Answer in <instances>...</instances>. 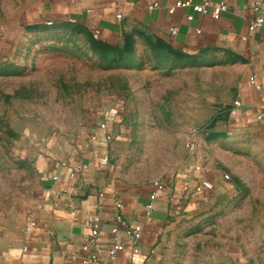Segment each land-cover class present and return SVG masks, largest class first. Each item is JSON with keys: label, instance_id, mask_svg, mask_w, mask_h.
<instances>
[{"label": "rangeland", "instance_id": "1", "mask_svg": "<svg viewBox=\"0 0 264 264\" xmlns=\"http://www.w3.org/2000/svg\"><path fill=\"white\" fill-rule=\"evenodd\" d=\"M43 3L0 0V223L20 218L49 137H78L115 112L107 154L124 183L175 188L197 166L213 185L212 201L178 206L184 264L226 253L264 264V137L225 119L231 58L178 53L139 25L106 46L87 27L40 21Z\"/></svg>", "mask_w": 264, "mask_h": 264}, {"label": "crops", "instance_id": "2", "mask_svg": "<svg viewBox=\"0 0 264 264\" xmlns=\"http://www.w3.org/2000/svg\"><path fill=\"white\" fill-rule=\"evenodd\" d=\"M186 1L44 0L38 19L45 24L72 22L98 30L99 38L110 45L120 43L127 27L139 25L187 56L212 51L227 54L234 62L229 68L236 75L228 90L226 101L231 106L224 112L225 119L233 127L253 129L264 137V27L249 30L255 17H264V0L258 12L253 9L254 0H211L228 6L218 17L193 10L205 0H191L192 5L176 8L178 2ZM172 28H177L176 35ZM250 78H255V85ZM235 102L240 106L236 108ZM259 115H263L261 120ZM117 120H109L107 131L99 128V122L96 128L85 127L78 137L55 134L36 151L31 191L20 218L12 225L0 223V264H132L134 244L122 234L118 238L111 234L117 214L130 223L143 224L140 264H184L178 223L185 215L180 217V201L187 199L190 210L215 195L200 185L203 177L195 169L182 176L175 188L171 186L158 201L157 210L146 217L151 185L133 188L124 183L110 155L109 164H99L108 152L106 134L112 133L115 139ZM184 179L190 182L187 192L182 190ZM117 203L123 205L120 210ZM90 215L97 216L101 224L95 242H91ZM118 242L124 243V250L113 252ZM208 261L251 263L242 254L227 253L220 259L210 256Z\"/></svg>", "mask_w": 264, "mask_h": 264}, {"label": "built area", "instance_id": "3", "mask_svg": "<svg viewBox=\"0 0 264 264\" xmlns=\"http://www.w3.org/2000/svg\"><path fill=\"white\" fill-rule=\"evenodd\" d=\"M262 0H254L253 3V9L255 11H259L261 8ZM191 0L186 1V2H178L176 4L177 7H183V6H188L192 5ZM155 6H151L150 9H154ZM174 9V8H173ZM172 9V10H173ZM193 10L198 13V14H208L212 12V14L215 17H218L222 12H225L228 10V6L226 3L221 2L219 4H213L211 0H205V2L202 5H195L193 6ZM174 11V10H173ZM118 18H121L119 15ZM191 20L192 18L189 17ZM48 26H51L53 23L52 22H47L46 23ZM264 27V17H255L253 21L251 22L249 26L250 31H255L259 28ZM171 33L173 35L177 34V28H172ZM96 37H99V31H95ZM250 81L253 85H255V78H250ZM256 88L259 90V87L256 86ZM236 108L240 106L239 102H235ZM235 113V110L233 111ZM263 115L258 116V120H261ZM109 120L114 121L116 120V113L115 112H109L108 114H105V120L101 121L99 124V128L103 131H107L108 129V122ZM106 140L108 142H111L114 140V135L110 132L106 134ZM188 149H195V144L193 143H188L187 144ZM110 163V156L108 154H105L102 156L99 160V164L101 165H107ZM83 169V168H81ZM196 170L200 173V168H196ZM72 177L75 176V174L71 175ZM200 185L206 189V190H213V185L211 182L205 180L204 178H201ZM170 183L165 182L164 180H158L152 183L151 185V192L149 194V200L146 205L145 209V216L150 217L158 207V201L162 198L163 194H165L169 189H170ZM123 205L121 203L116 204L117 209H121ZM88 222L91 224V242H95L96 239L99 237L100 234V220L97 216L95 215H90L88 216ZM143 224L142 223H130L127 220L123 218L122 215L117 214L115 217L114 224L111 229V234L115 237L118 238L120 234H122L127 240L131 241L134 246H133V256H132V264H140V252L141 249L139 247V243L143 238ZM124 250V243L123 242H118L113 250V252H118V251H123ZM96 259L95 257L93 260Z\"/></svg>", "mask_w": 264, "mask_h": 264}, {"label": "trees", "instance_id": "4", "mask_svg": "<svg viewBox=\"0 0 264 264\" xmlns=\"http://www.w3.org/2000/svg\"><path fill=\"white\" fill-rule=\"evenodd\" d=\"M102 41V40H101ZM103 42V41H102ZM104 43V45H106V46H111L110 44H108V43H106V42H103Z\"/></svg>", "mask_w": 264, "mask_h": 264}]
</instances>
